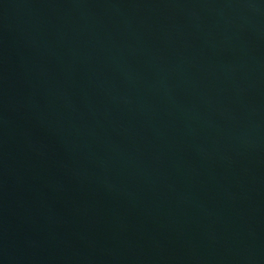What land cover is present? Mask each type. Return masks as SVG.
Instances as JSON below:
<instances>
[{"label": "water", "instance_id": "water-1", "mask_svg": "<svg viewBox=\"0 0 264 264\" xmlns=\"http://www.w3.org/2000/svg\"><path fill=\"white\" fill-rule=\"evenodd\" d=\"M0 264H264V0H0Z\"/></svg>", "mask_w": 264, "mask_h": 264}]
</instances>
